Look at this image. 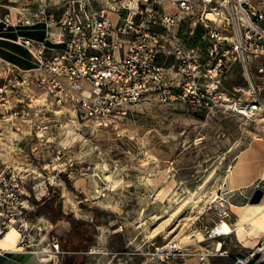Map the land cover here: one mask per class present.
<instances>
[{
    "label": "rangeland",
    "instance_id": "1",
    "mask_svg": "<svg viewBox=\"0 0 264 264\" xmlns=\"http://www.w3.org/2000/svg\"><path fill=\"white\" fill-rule=\"evenodd\" d=\"M11 15L16 20V13ZM4 25L22 35L29 30ZM10 43L15 54L4 62L21 70L36 68L33 52L19 40ZM19 51L31 61L21 65ZM235 87H249L238 65L226 72L221 89L236 97ZM45 118L50 129L40 142L29 118L12 120L9 109L0 112V175L16 172L31 222L17 247V234L2 230L0 219V239L13 245L1 246L0 264H53L38 252L54 236L65 252L60 264H154L149 252L173 240L214 250L221 241L215 255L225 259L220 264L259 262L264 199L251 207L249 200L257 188L264 190V181L237 189L229 178V189L222 187L230 169L243 161L255 163L250 150L263 152L264 116L247 119L195 104L145 99L109 127L66 110ZM246 174V183L254 179L252 172ZM217 194L221 197L212 203ZM223 221L233 232L205 241L206 232Z\"/></svg>",
    "mask_w": 264,
    "mask_h": 264
},
{
    "label": "built area",
    "instance_id": "2",
    "mask_svg": "<svg viewBox=\"0 0 264 264\" xmlns=\"http://www.w3.org/2000/svg\"><path fill=\"white\" fill-rule=\"evenodd\" d=\"M12 12L16 25L46 23L49 40L63 46L48 49L22 37L41 64L31 71L0 59V112L29 118L40 142L50 129L48 113L66 110L109 127L145 99L264 116V0H0V23L14 25ZM236 65L249 87L235 88L234 97L221 87ZM28 203L16 172H3L1 227L18 222L20 243L31 227ZM217 227L207 240L220 237ZM218 252L173 240L149 255L154 264H208ZM38 253L60 264L65 252L54 236Z\"/></svg>",
    "mask_w": 264,
    "mask_h": 264
},
{
    "label": "crops",
    "instance_id": "3",
    "mask_svg": "<svg viewBox=\"0 0 264 264\" xmlns=\"http://www.w3.org/2000/svg\"><path fill=\"white\" fill-rule=\"evenodd\" d=\"M2 11L3 12H6V10H2ZM16 21H17V16H16V20L13 21L14 22V25H16L15 24ZM2 25H3V28L6 29L5 25L4 24H2ZM22 27H24V26H22ZM27 27L28 28H26V30L27 29H29V30L27 31L28 32L27 34H23L22 35V36H24V38H28V39H31V40L36 41V42H44L48 49H60V48H63V46H57L54 42H52L51 40H49L48 35H47V38H45V37H39L38 29L41 28V27H44L46 29V34H47L48 33L47 25L46 26H40L38 24V25H34L32 27H29V26H27ZM8 30L9 31H14L11 28H9ZM21 55L24 56L23 57L24 59L21 57L18 60L19 62L21 61L20 62L21 65L22 64H25L26 62L29 63L31 61L29 59V54L27 52H26V54L21 53ZM5 60H6V58H5ZM22 68L23 69H29V67H26V66H25V68H24V66ZM235 88H240V87H235ZM262 148H264V144H263V147ZM262 151L263 152L261 154L259 153L260 154L259 155L257 153V150H255V149L254 150H250V155L255 157L254 158L255 159V163H251L250 165H247L248 166L247 167L246 166V162L243 161L232 172L233 174H232L231 182L233 183V185H237V189L242 188L244 185H248V184H251L252 185V184H255L260 179L262 180V177H263V174H264V149ZM246 172H250V173L252 172L253 175H254V179H252L251 181H249L247 183L245 182V177L247 175ZM249 205H250V207L252 206L251 204H249ZM10 233L13 234V236H14V234H17L15 236L17 237V247H18V244H19V241H20V237H21L20 234L17 233L16 231L7 232V234H10ZM203 241H204V239L202 240V242ZM6 245H8V246H6ZM1 246H6V247H9L11 249L13 248V245H12V243L10 241H6V239H2V238L0 239V248H1ZM20 250H22V249H20ZM77 254H79V252H74V255H77ZM222 257L223 256H221V255L220 256H213V257L210 258L208 264H220L222 261L225 260ZM234 264H236V263H234Z\"/></svg>",
    "mask_w": 264,
    "mask_h": 264
},
{
    "label": "bare ground",
    "instance_id": "4",
    "mask_svg": "<svg viewBox=\"0 0 264 264\" xmlns=\"http://www.w3.org/2000/svg\"><path fill=\"white\" fill-rule=\"evenodd\" d=\"M14 30V29H13ZM38 33H39V37H45V38H47V35H48V33L46 34V29L44 28V27H41V28H39L38 29ZM46 35V36H45ZM22 37H24V36H22V34H20V33H18L17 31H9L8 29H5V28H3V25L2 24H0V58L2 59H5V58H7V56L8 55H10V54H15L14 52H13V49H12V44L10 43V42H17L18 40H19V44L20 45H22L21 44V38ZM24 48H26V49H28V50H30L31 52H33V54H34V56L36 57V54H35V52H34V50H32V49H29V48H27V47H24ZM37 58V57H36ZM35 67L36 68H34V69H32V68H30V70H28V71H31V70H35V69H38L40 66H41V64H40V61L37 59V61L35 62ZM25 70V69H24ZM233 171L230 169L229 170V175L225 178V181H224V183H223V187H222V189L224 190V191H227L228 189H229V182H228V179L230 178H232V173ZM262 180L264 181V174H263V177H262ZM221 197V195H214L213 197H212V200H211V202L212 203H215V202H217L218 201V199ZM252 205V204H251ZM256 205H258V204H256ZM245 226L247 227V228H250V227H248L247 226V224H245ZM10 231H16L17 233H19L18 231H17V229H15V228H10V229H8L7 231H5V232H10ZM217 231L220 233V237L221 236H226V235H230L232 232H233V229H232V227L226 222V221H223L222 222V224H220V225H218V227H217ZM20 234V233H19ZM157 235V234H156ZM206 239V238H205ZM204 239V240H205ZM207 240V239H206ZM223 246V243L220 241V243H219V249H218V251H221V247ZM0 250H3L2 248H0ZM46 252H48V250H46L45 251V253ZM256 252L258 253V254H260L261 255V257H260V260H259V262H257V264H264V238H263V240L261 241V243H260V245L258 246V248L256 249ZM43 256V255H42ZM44 256H47V255H44ZM43 261H47V262H50V259H47V258H44V259H42Z\"/></svg>",
    "mask_w": 264,
    "mask_h": 264
},
{
    "label": "water",
    "instance_id": "5",
    "mask_svg": "<svg viewBox=\"0 0 264 264\" xmlns=\"http://www.w3.org/2000/svg\"><path fill=\"white\" fill-rule=\"evenodd\" d=\"M263 199H264V190L261 188H257L252 194L249 200V204L252 205L260 204Z\"/></svg>",
    "mask_w": 264,
    "mask_h": 264
},
{
    "label": "trees",
    "instance_id": "6",
    "mask_svg": "<svg viewBox=\"0 0 264 264\" xmlns=\"http://www.w3.org/2000/svg\"><path fill=\"white\" fill-rule=\"evenodd\" d=\"M89 226H91V225H89ZM80 250H81V249H80V248H78V249H76V250H75V252H77V251H80Z\"/></svg>",
    "mask_w": 264,
    "mask_h": 264
}]
</instances>
